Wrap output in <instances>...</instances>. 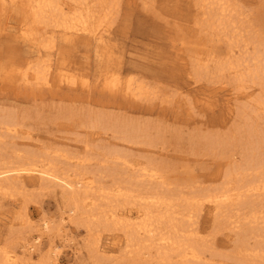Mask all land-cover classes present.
I'll list each match as a JSON object with an SVG mask.
<instances>
[{
  "label": "rangeland",
  "instance_id": "1",
  "mask_svg": "<svg viewBox=\"0 0 264 264\" xmlns=\"http://www.w3.org/2000/svg\"><path fill=\"white\" fill-rule=\"evenodd\" d=\"M7 1L11 3V0ZM196 1L121 0L119 15L108 36L111 40L110 51L101 58L96 57L95 49L88 40L77 39L67 43L59 34L56 36L55 50L52 49L51 52V49L43 50L40 47L43 54L42 59L53 56H51V60L54 71L61 68L86 78L88 80L87 88L81 87L79 84L70 87L59 84L56 80L50 88L30 87L21 83L20 75L17 72L25 69L27 64H37L39 60L36 53L37 47L31 46L26 40L24 42L17 40V34L19 35L17 19L11 14H7L1 19V26L6 30L0 37V114L12 116L18 124V134H15L16 136L13 134L12 140L7 139V141L14 140L15 147L20 151L33 152L40 156L50 154V158H58L61 162L58 166L60 174H65V171L67 175L71 174L72 172H67L69 168L76 169V172H97L101 187L103 185V188L111 191H115L117 185L125 186L121 185L118 177H110L111 173L107 170L108 163L104 167L101 165L100 161L103 156L100 150L103 148L114 150L122 156H128L127 158L133 166L132 169H126V181L134 176L132 172H135L136 168H139L137 173H140L138 172L140 167L144 168L152 161L162 165L166 170L165 176H168L166 183L169 186H164L161 192L168 191L170 188V190H174V187L178 186L176 189H181L179 192L183 191L185 195H188L195 189L210 190L213 185L220 187L223 184L222 178L224 177L222 175L225 176L224 174L232 164H244L247 152L251 148L250 138L256 141V136H264V117L262 118L261 115L264 110H261V114L257 113L260 116L249 110L250 123L256 127L248 128L250 123H246L245 115H242L241 109L248 106L251 99L255 100L259 96L257 94L260 93V88L246 84L244 88L246 93L243 89L239 90L238 86L231 81L235 78L236 72L226 71L221 76L219 72H216L218 63L226 61L230 54L228 41L231 38L226 36L222 28H217L218 30L213 28L211 30L205 26V29L203 28L202 25L206 24L204 20L207 19V14H216L217 12L216 15H220V7L210 10L208 6L201 7L200 0ZM233 2L242 8L245 17L243 19L246 22L251 21L250 23L260 32L262 31L264 36V0H229L230 4ZM208 10L213 12H208ZM204 14L206 19L203 20ZM200 21L203 23L200 24ZM195 22L198 23L195 24ZM194 25H198L196 27L199 28ZM179 32L181 33L179 34ZM221 32L223 33L221 34ZM215 37H219L217 38L219 40H216ZM225 37L227 39H224ZM251 48L252 46H249V49ZM195 52L196 55H194ZM234 53L233 58H241L237 49H234ZM190 60H192V64ZM194 60L199 61V65ZM206 62H209L208 65ZM193 69L198 70L195 72ZM111 75H118L122 81H127L129 76L130 78L135 76L133 79L142 81L150 88V92L154 90L153 95L150 93L148 97L132 98L125 97L118 92L111 93L103 88L104 78L111 77ZM229 75L230 78L227 77ZM238 91L239 93H237ZM243 105L245 106L243 107ZM255 116L259 119L254 118ZM98 124L105 126L104 128L99 127ZM262 125L263 127H261ZM250 129L256 131L253 134L254 137L249 136L248 130ZM119 130L143 133L155 143L152 147L147 144L145 146L143 143H139L140 146L138 144L129 145L130 143L121 139L122 135L117 134L120 132ZM116 134L117 136H115ZM207 141L209 146L206 147ZM262 151H264V144ZM55 153H57L56 157ZM67 154L72 155L71 158ZM86 156L90 159L89 162L87 158V160L85 159ZM64 158L70 160L66 161ZM82 158L88 163L83 162ZM91 158L94 162L91 161ZM66 167L68 168L66 169ZM106 167L107 169H105ZM137 173L135 172V174ZM141 177L139 178L140 182L144 178ZM23 180L28 189L41 188L37 174L24 175ZM143 180V183H136L137 190L142 188L140 190L144 191L152 186L149 182H145L148 179ZM174 184L176 185L174 186ZM215 186L211 189L216 188ZM167 187L168 189H166ZM109 200H113V205L110 203L107 205V199L103 200L104 202L100 201L98 206L100 208L103 206L101 210L107 207H109L108 209L113 206L117 207L118 203L122 201L120 199L117 202L113 198ZM64 201L61 188L53 184H47V189L41 190L34 199L27 202L22 198L10 200L0 197V244L3 243L10 226L27 227L25 222L17 220L20 210L25 206L27 214L34 221L33 224L48 220L52 222L53 226L60 228L59 231L61 230L59 236L52 238L51 243L50 239L44 236L41 240L40 253L36 252L31 260L21 259L19 264H49L52 250L60 252L61 264L94 263L85 249L78 257L73 253L75 248H84L88 234L83 227L70 222L66 227L61 226V219L70 220V212ZM129 206H120L119 213L125 214L126 211H130L136 215L141 210L137 205ZM122 207L123 212L120 211ZM210 207L209 204L203 205L201 214L196 213L194 220L191 219L192 223L194 224L193 221H196V224H191V221L189 224H184L189 225L188 231L198 232L204 239L207 236L208 240H210V236L212 238L213 222L216 218L214 215L216 211ZM232 211L234 214L235 208ZM159 213V210L156 211V214ZM243 213L241 212V215H245L247 212ZM199 214L201 216H198ZM180 219L177 216V220L180 221ZM32 226L35 230L32 229L30 232L27 228L28 232L25 234L27 240L38 234L34 225ZM190 227L194 229L189 230ZM221 231L209 242V247L212 245L210 248L213 249L210 250V255L206 254L208 259L215 252L219 255L223 252H225L223 254H231L234 249L231 248L234 247L232 245H235L234 241L237 240L236 234L223 228ZM104 233H102L104 249L117 252L119 247L113 245V239L115 235L122 234L119 232ZM250 244L253 242L251 241ZM40 254H45V257L41 259ZM121 257L123 258V255L120 256L122 260ZM125 259L119 264H140L143 260L141 264L160 263L157 260H148V258H142L139 263L133 262L134 260L130 256H126ZM174 259L177 258L174 257ZM218 259L215 258V262H221V259ZM115 262L116 260H109L104 264H114Z\"/></svg>",
  "mask_w": 264,
  "mask_h": 264
},
{
  "label": "bare ground",
  "instance_id": "2",
  "mask_svg": "<svg viewBox=\"0 0 264 264\" xmlns=\"http://www.w3.org/2000/svg\"><path fill=\"white\" fill-rule=\"evenodd\" d=\"M120 2L121 0H11V3H9L7 0H0V37L6 30L1 26V19L7 14H11L17 19L16 22H18L19 26L17 40L21 42L26 40L31 46L37 47L36 53L39 59H37V64H27L25 69L17 72L20 75L19 80L21 83L30 87L50 88L56 80L57 83L65 84L70 87L79 84L81 87L87 88L88 80L86 78L72 74L61 68H57L54 71L51 60L52 55L42 59L43 54L41 53V48H43V50L46 48L51 49L50 51L52 52V49L55 48L56 36L59 34L62 35L63 41L67 43L77 39L88 40L95 49L96 57H103L110 51L109 44L111 40L108 36L110 29L113 27V24H115L117 16L119 15ZM199 4H201V7H210V10H215L220 7V15H216L217 12L216 14L209 13L210 15L207 14L206 19V15L204 14L205 16L202 18L203 20L204 18L206 19L204 20L206 24L202 25L203 28L204 26L209 29L222 28L226 36L228 38L230 36L231 38L230 41H228L230 54L229 56L227 55L226 61L220 64L218 63L216 72H219L220 76L221 74H225L224 72L226 71L236 72L235 78L231 81L238 86L239 90L243 89L246 91L244 89L246 84H248V86L250 84V86L252 85L260 88V93L257 94V96H259H256L257 98L255 100H250L252 104L248 102L249 105H243V107H245L241 109L242 115H245L246 123H250L251 118L248 114L249 110L255 115L258 112L262 113L261 110H264V36L262 31L260 32L259 29L254 27L253 24L250 23L251 21L246 22L244 20L245 17L243 16L242 8L234 2L230 4L229 0H200ZM204 10L205 8L203 11ZM210 10H208V12H213ZM198 22H195V24ZM201 22L202 21H200V24L203 23ZM194 26L196 27L198 25ZM223 32H221V34ZM180 33L181 32H179V34ZM205 34L208 35L207 33ZM210 37L212 38L213 36ZM219 37H215L216 40H219L217 39ZM224 39L227 38L225 37ZM249 46H252V48L249 49ZM234 49L239 51L241 58H233L235 54ZM194 55H196V52ZM196 60H194V62L198 63L199 61ZM191 61L192 60H190V63ZM210 64H212V62H210ZM198 68L202 70L200 66H198ZM197 70H195V72ZM54 73H56L55 76H53ZM134 77L135 76H133V78ZM227 77L230 78V75ZM133 78L129 76L127 81H122L118 75H111V77L104 78L105 82L103 83V88L111 93L118 92L123 94L125 97L143 98L150 96V93L154 90L150 92L151 90L147 85ZM248 90L251 91L250 89ZM237 93H239V91ZM162 105L164 104L162 103ZM263 114L264 113L261 114L262 118L264 117ZM254 118L258 117L255 116ZM17 125L18 124L12 116L0 114V197L9 198L10 200L22 198L27 202L30 199H34L41 190L47 189V184H53L61 188L64 195V202H66L67 209L70 212V220L61 219V226L66 227L70 222L79 227H83L88 234L84 248L80 247L73 249L75 256L78 257V255H82V251L85 249L92 258L93 264H104L109 260H116L114 264H119L126 256L132 257L134 260L133 262L137 261L136 263H139L142 258H148V260H157L160 262L155 264H264L263 135L256 136V141L250 138L249 144L251 148L247 152L244 164H232L230 169H227V173L224 174L225 176L222 175L224 181L222 180L223 184L221 186L218 185L220 187L213 185L216 188L211 189L213 187L211 185L212 187H210V190L202 187L203 189H195L192 193L185 195L183 191L179 192L181 189H176L178 186L176 188L174 187V190H170V188L168 191L161 192L164 186H169V184L166 183L168 176H165L166 170H164L162 165L152 161L144 168L141 166L138 171L140 173H137V169L139 168H136L135 172L137 174L132 172L134 176L126 181V169L133 166L128 160V156H122L114 150H107L105 148L100 150L103 156L100 161L101 165L104 167V165L106 166L108 163V169L107 167L105 169L110 171V177H118L117 179H119L121 185L125 187H120L116 184L117 189L115 191L105 189L103 185L101 187L97 172H76V169L71 170L69 168L67 172H72V175H67L66 171V175L60 174L58 172V166H60L59 163L61 162L58 158H50V154L40 156L33 152L20 151L15 147V143H13L14 140L11 141L12 143L7 141V139L12 140V137L18 134ZM98 126L104 128L105 125L98 124ZM248 126V128H250L253 124L251 125L250 123ZM254 127L256 126H253V128ZM261 127H263V125ZM119 131L120 132L117 134L119 136L122 135L121 139L130 143L129 145H139V143H143L145 146L147 144L152 147L155 143L143 133L133 130ZM248 131L250 133L249 136L251 135L254 137L253 134H255L256 131L254 132L253 129ZM117 134L115 136H117ZM118 142H120V140H118ZM205 146H209L208 141L205 143ZM49 151L52 152V150ZM103 151L105 152L104 154ZM91 152L93 153V151ZM55 154L56 157L57 153ZM71 156L69 157L71 158ZM62 158L60 157V159ZM86 158L87 156L85 159ZM218 158L221 159V157ZM64 159L66 161L70 160L68 158ZM72 160L75 159L72 158ZM82 160L86 162L83 158ZM89 160L90 159H88V162ZM91 161H93L92 158ZM67 168L68 167H66V169ZM32 174L38 175V181L41 182L40 189H28L24 185V175ZM141 176L144 177L143 179L145 180L148 179L145 181L146 183L149 182L152 185L149 188L145 187L147 189L144 191L140 190L142 188L136 189V183L140 182L139 178ZM102 177L103 175L101 178ZM143 179L141 180L142 183L144 181ZM154 183L156 184L153 185ZM175 185L176 184H174V186ZM166 189H168V187ZM110 198L115 199L117 202L120 199L122 201L118 203L117 207L113 206L108 209L109 207L104 206L107 208L101 210L103 206L102 208L98 206L100 201L102 202L107 199V205L109 203L112 204L113 200L110 201ZM205 204H209L211 206L210 208L216 211L214 214L216 221L213 219L214 228L213 231L210 230L212 231V238H215V235L221 231L222 228L236 234L237 240L236 242L234 241L235 245H232L234 247L231 249H234L231 254H223L225 253L223 252L219 255V253L215 252L210 256L211 258L209 257L210 259H208L206 254H209V252H211L210 250L213 249L210 248L212 245L209 247V242L212 240L210 233V240H208L207 236L204 239L199 235L197 230V233L188 231L189 221H191L192 218L194 220L197 215L196 213L201 214L203 210L202 207ZM125 205H137L141 210L138 208L140 211L136 215L132 214L130 211H126L125 214H120L118 211L120 206ZM233 208H235L234 214L232 211ZM122 209L123 207L120 211ZM158 210L160 213L156 214ZM241 212L247 213L241 215ZM193 213L195 214L193 215ZM200 214L198 216H201ZM177 216L181 218L180 221L177 220ZM17 220L25 222V226L27 227L10 226L8 228L4 241L0 244V264H19L21 259L31 260L36 252L40 253L41 240L44 236L49 238L51 243L52 238L57 235L59 236L61 231H59L60 228H56V226H53L52 222L48 220H42L41 223L33 224L34 221L31 216L27 214L26 206L24 209L20 210ZM193 222L196 224V221ZM185 223L188 224L184 225ZM191 224H193L192 221ZM32 225H34L38 234L27 240L25 234L28 232L27 228H29L30 232L34 229ZM100 228H102V230H100ZM190 229L193 230L194 228L190 227L189 230ZM104 232H119L122 234L115 235L113 239V245L117 248L119 247L117 252H110L111 250L107 251L102 246V233ZM251 241L253 244H250ZM51 255L52 257L50 258L49 264H61L60 252L52 250ZM121 255H123V258L121 257L122 260L120 259ZM44 257L45 254H40L41 259ZM174 257L177 258V261L175 259V261L173 260ZM215 258L221 259V262H215Z\"/></svg>",
  "mask_w": 264,
  "mask_h": 264
}]
</instances>
